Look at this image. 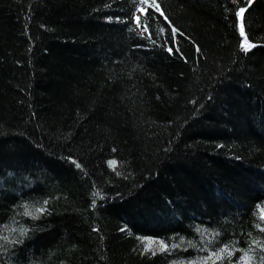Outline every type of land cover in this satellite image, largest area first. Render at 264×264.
Masks as SVG:
<instances>
[{
    "label": "trees",
    "instance_id": "16d2710c",
    "mask_svg": "<svg viewBox=\"0 0 264 264\" xmlns=\"http://www.w3.org/2000/svg\"><path fill=\"white\" fill-rule=\"evenodd\" d=\"M0 264H264V0H0Z\"/></svg>",
    "mask_w": 264,
    "mask_h": 264
}]
</instances>
